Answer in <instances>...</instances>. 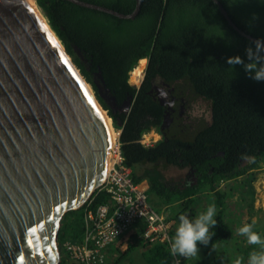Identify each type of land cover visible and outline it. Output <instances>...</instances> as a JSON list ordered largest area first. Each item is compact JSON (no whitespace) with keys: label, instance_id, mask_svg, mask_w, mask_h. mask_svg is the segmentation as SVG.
<instances>
[{"label":"trees","instance_id":"obj_1","mask_svg":"<svg viewBox=\"0 0 264 264\" xmlns=\"http://www.w3.org/2000/svg\"><path fill=\"white\" fill-rule=\"evenodd\" d=\"M84 1L122 13L132 12L136 3ZM219 1L241 30L264 41V0ZM35 3L95 92L94 78L100 69L118 104L131 95L127 113H113L97 98L113 126L120 129L123 162L132 168L133 180L145 184L147 194L167 207L187 204L201 194L212 195L206 198L209 205L216 206L217 224L211 228L209 244L230 239L232 228L224 220L226 196L218 183L242 176L264 162V80L252 79L243 65L230 66L226 59L238 55L247 63L246 49L254 47L253 41L233 30L212 0H141L134 18H119L67 0ZM144 58L143 78L136 87L128 81L129 72ZM160 81L184 97L185 110L190 112L185 116L174 113L163 134L160 124L165 107L149 92L153 83ZM198 99L207 104L209 120L191 114ZM152 129L161 134L160 139L150 145L141 143L142 136ZM167 166L192 167L196 182L188 181L180 188L166 179ZM106 199L107 194L99 192L92 206ZM83 210L84 205L63 216L59 242L66 238L81 241ZM138 234L139 229L129 234L124 251L141 242ZM203 248L208 255L210 248ZM145 252L147 264H173L165 242L153 244ZM60 253L59 264H65Z\"/></svg>","mask_w":264,"mask_h":264},{"label":"water","instance_id":"obj_2","mask_svg":"<svg viewBox=\"0 0 264 264\" xmlns=\"http://www.w3.org/2000/svg\"><path fill=\"white\" fill-rule=\"evenodd\" d=\"M67 1L119 18H134L141 4L122 13ZM212 1L233 30L259 39ZM50 29L27 0H0V264H59L63 216L83 206L106 174L111 135L103 108ZM94 84L112 112L129 111L131 95L118 104L100 69Z\"/></svg>","mask_w":264,"mask_h":264},{"label":"built area","instance_id":"obj_3","mask_svg":"<svg viewBox=\"0 0 264 264\" xmlns=\"http://www.w3.org/2000/svg\"><path fill=\"white\" fill-rule=\"evenodd\" d=\"M141 77L134 83L136 87ZM117 132V138L111 141L108 150L104 180L84 204L81 241H60V250L71 264H107L108 247L122 238L128 239L136 229H139L138 237L144 246L165 242L170 250L174 221L167 212L168 207L152 199L145 184L133 180L132 168L123 162L120 132ZM144 135L140 140L143 144ZM99 192L107 194V199L93 207V197ZM172 258L173 264H183L186 260L179 255H172Z\"/></svg>","mask_w":264,"mask_h":264},{"label":"rangeland","instance_id":"obj_4","mask_svg":"<svg viewBox=\"0 0 264 264\" xmlns=\"http://www.w3.org/2000/svg\"><path fill=\"white\" fill-rule=\"evenodd\" d=\"M142 63L143 62H141L140 65L138 61L137 66L132 70L142 66L144 71L146 59L144 62L145 65ZM143 71L141 72L142 77ZM128 78L129 83L135 85L130 80V72ZM87 83L92 93L95 95L98 103L108 115L107 110L102 106L101 102L97 98V94L93 87L89 82ZM192 106L191 114L194 116L203 115L209 120V111L207 104L204 101L198 99ZM189 113V109L185 110V115H189ZM111 124L113 126L112 119ZM113 128L115 131H120L117 127L113 126ZM160 137L161 136L153 130L146 132L143 137L145 142L144 144L150 145L160 139ZM186 172L187 169H178L174 166H167L164 169V175L166 179L176 182L177 184L179 182L182 184L185 182ZM251 177H253L252 181H250ZM249 183H251V185ZM217 188L226 196L224 220L232 228V236L225 242H212L207 246L198 244V247L200 248L199 255L196 257L186 258L183 264H233V261L237 257H242V264H247L248 254L253 250H258V246L247 245L248 243L246 238L237 234V229L244 223L254 222V230L257 231L262 238H264V162L260 163L255 169L247 170L242 176L228 180H220ZM206 197H212V195L201 194L197 197H194V199L187 202V204L178 202V205L168 207L167 212L173 219L174 225L177 227L179 216L182 214L192 219L199 212L205 211L209 206V202ZM156 202L160 205L162 204L158 200ZM155 209L158 210L157 207H155ZM179 210H181V213H178ZM210 232H212L211 229ZM65 240L70 239L66 238ZM125 242L127 241L123 240L121 243L116 245L119 251L114 252L109 257L107 256V264H147L145 250L148 247L144 246L143 243L140 242L133 248L124 251L126 249L124 244ZM203 247L210 248L208 255H205ZM111 250H113L112 247L109 251ZM62 255L65 257V264H71L70 259L65 256L63 251Z\"/></svg>","mask_w":264,"mask_h":264},{"label":"clouds","instance_id":"obj_5","mask_svg":"<svg viewBox=\"0 0 264 264\" xmlns=\"http://www.w3.org/2000/svg\"><path fill=\"white\" fill-rule=\"evenodd\" d=\"M252 44L254 47L246 49L247 63L238 55L227 57V63L230 66L243 65L245 72L252 79L262 81L264 80V41L257 39ZM248 162H252L251 158ZM216 211L215 204H211L192 219L183 214L180 215L175 233L169 240L170 254L184 258L198 256L200 252L198 244L207 246L211 240L213 232H210V229L217 224L214 219ZM237 234L244 236L249 245L258 246V250L248 254L247 264H264V238L254 230V222L244 223L237 229ZM242 261V257H237L233 264H242Z\"/></svg>","mask_w":264,"mask_h":264},{"label":"flooded vegetation","instance_id":"obj_6","mask_svg":"<svg viewBox=\"0 0 264 264\" xmlns=\"http://www.w3.org/2000/svg\"><path fill=\"white\" fill-rule=\"evenodd\" d=\"M141 62H145V60H143ZM141 62H139V64H141ZM143 64L145 65V63H143ZM142 71H143V69H142ZM141 81H142V79H141ZM141 81H140V83H141ZM149 92L152 93L154 98H156L158 101L162 100L164 102V103H161L165 107L163 119H162V122L160 124L161 133L164 132V130L170 125V122L173 119L172 115L174 113H177V116H185L184 115V113H185V111H184L185 110L184 97L181 95L177 96L176 94H174L175 89L173 86H169L168 83H163L161 81L158 83L154 82L152 85V88L150 89ZM128 97L126 99H128ZM126 99H124L123 101H125ZM116 112L121 113L118 110L114 111L113 113H116ZM167 112H168V116H167L166 120H164ZM152 130L156 132V130H154V129H152ZM158 134L161 136L160 133H158ZM245 160H244V162H245ZM243 164L244 163H241V165H243ZM184 169H187V172L185 174L186 180H185V182H183V184H186L188 182V180H189V182H196V176H194V169L192 167H188V168H184ZM183 184L179 182L177 185L181 188V187L185 186Z\"/></svg>","mask_w":264,"mask_h":264},{"label":"bare ground","instance_id":"obj_7","mask_svg":"<svg viewBox=\"0 0 264 264\" xmlns=\"http://www.w3.org/2000/svg\"><path fill=\"white\" fill-rule=\"evenodd\" d=\"M29 2V4L31 5V7H33L36 11H38L40 13V17L42 18V20L44 21L45 25L50 29V25H48V22L46 21V18L41 15V12L39 11V9L37 8L38 6L36 5L35 3V0H27ZM51 31V29H50ZM52 34L55 38V40L60 44L61 46V42L58 40L57 37H55L56 35L54 34V32L52 31ZM144 63V62H143ZM142 63V64H143ZM141 65V64H140ZM141 72H142V66H140L139 68H136L134 70L131 71L130 73V80L132 81V83H138L139 81V76L141 75ZM102 114L104 115L105 117V121H106V125L108 127V132L110 133L111 135V141L112 140H115L117 138V135H118V132L115 131V129L113 128L112 124H111V118L110 116H108L106 114V112L104 110H102ZM154 135V134H153ZM153 138V137H152ZM135 235V234H134ZM59 237V236H58ZM61 238V237H60Z\"/></svg>","mask_w":264,"mask_h":264},{"label":"crops","instance_id":"obj_8","mask_svg":"<svg viewBox=\"0 0 264 264\" xmlns=\"http://www.w3.org/2000/svg\"><path fill=\"white\" fill-rule=\"evenodd\" d=\"M171 219H172V218H171ZM172 221H173V219H172ZM173 226H174L173 228L176 227L174 224H173ZM123 240H126V241L128 242L127 239L122 238V239H120L116 244L111 245V246L108 247V252H107L108 257H109L110 255H112L114 252L119 251L118 248L116 247V245H117L118 243H121ZM127 242L124 243L126 247H127ZM111 247L113 248V250L109 251Z\"/></svg>","mask_w":264,"mask_h":264}]
</instances>
